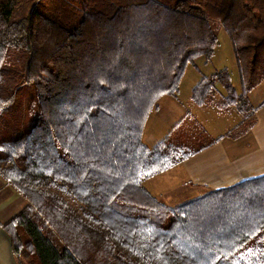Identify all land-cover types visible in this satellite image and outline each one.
<instances>
[{"label":"trees","instance_id":"obj_1","mask_svg":"<svg viewBox=\"0 0 264 264\" xmlns=\"http://www.w3.org/2000/svg\"><path fill=\"white\" fill-rule=\"evenodd\" d=\"M221 26L241 92L225 68L192 91L236 106L264 81V0H0V174L26 197L5 224L18 264H264V175L178 206L145 181L213 145L177 128L143 135L190 62L210 60ZM34 86L45 120L10 138L3 125ZM186 131V130H185Z\"/></svg>","mask_w":264,"mask_h":264},{"label":"crops","instance_id":"obj_2","mask_svg":"<svg viewBox=\"0 0 264 264\" xmlns=\"http://www.w3.org/2000/svg\"><path fill=\"white\" fill-rule=\"evenodd\" d=\"M225 95V90L222 91L217 86L213 102L201 106L193 101L191 92L190 99L199 110L197 120L206 131H209L206 126L208 118L226 116L224 114L230 112L236 114L234 119L237 125L215 135L213 138L217 141L210 147L145 181L146 188L161 202L173 207L178 206L211 190L231 187L264 175V81L248 95L252 116L247 120L236 106H218V102ZM168 96L170 100L174 98L169 101L171 109L184 110L179 92L176 95H164L159 101L167 100ZM155 110L159 112L160 104L151 112L143 135L144 142L150 147L169 137L183 125L186 117L182 113L177 118L168 120L165 126L156 125L150 128L151 116ZM26 202L23 193L0 174V264H18L11 238L4 226Z\"/></svg>","mask_w":264,"mask_h":264},{"label":"rangeland","instance_id":"obj_3","mask_svg":"<svg viewBox=\"0 0 264 264\" xmlns=\"http://www.w3.org/2000/svg\"><path fill=\"white\" fill-rule=\"evenodd\" d=\"M215 31L218 35L219 43L212 58L207 60L204 56L197 57L188 64L184 73L179 91L180 100L184 103V110L175 111L171 109L169 101H173L174 98L170 100V96H168L167 100L159 101L160 110L159 112L155 110L154 114H152L149 124L150 128L156 125L165 126L168 120L177 118V116L184 113L186 116L185 121L175 134L179 141H185L188 139L187 137L205 130L197 120L196 115L199 110H197V105L192 102L190 96L193 87L203 76L212 74L217 70L227 68L231 73L235 87L239 92L241 91L239 66L230 36L221 26H217ZM218 89L224 91L220 84H218ZM224 115L226 116H212L207 119L206 126L209 130L207 133L210 137H214L223 130L237 125L234 119L235 113L230 112ZM6 117L7 121L3 128L5 127V131L10 138H15L20 131L28 130L35 122L45 120L39 107L38 92L34 86L31 85L20 91L15 105Z\"/></svg>","mask_w":264,"mask_h":264}]
</instances>
